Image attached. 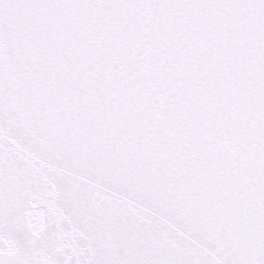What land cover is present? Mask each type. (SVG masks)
<instances>
[{
	"label": "snow or ice",
	"instance_id": "obj_1",
	"mask_svg": "<svg viewBox=\"0 0 264 264\" xmlns=\"http://www.w3.org/2000/svg\"><path fill=\"white\" fill-rule=\"evenodd\" d=\"M0 264H264V0H0Z\"/></svg>",
	"mask_w": 264,
	"mask_h": 264
}]
</instances>
